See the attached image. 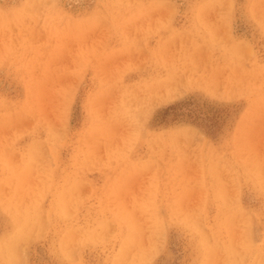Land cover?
<instances>
[{
  "label": "rangeland",
  "instance_id": "rangeland-1",
  "mask_svg": "<svg viewBox=\"0 0 264 264\" xmlns=\"http://www.w3.org/2000/svg\"><path fill=\"white\" fill-rule=\"evenodd\" d=\"M0 264H264V0H0Z\"/></svg>",
  "mask_w": 264,
  "mask_h": 264
},
{
  "label": "bare ground",
  "instance_id": "bare-ground-1",
  "mask_svg": "<svg viewBox=\"0 0 264 264\" xmlns=\"http://www.w3.org/2000/svg\"><path fill=\"white\" fill-rule=\"evenodd\" d=\"M174 42H175V40H174ZM198 63L199 62L195 61L193 64L196 65ZM198 71H201V72L199 73ZM196 76H199V77L205 76V77H209V80H210V78H213V79H215L217 81H220V76H219V74L217 72H215V70H214V72L213 71H208V70H205L204 68H199L197 66H192V69H187V68H184V67H180V68H174L170 72L166 73L165 76L161 80L158 79V81L156 82L154 88H159V89L162 88L165 91H170V90L173 91V90L176 89L175 87L179 83L182 82V80H184V82H182L181 84H183V83L186 84L187 82L195 79ZM165 98H166V94H165ZM90 130H92V129H90Z\"/></svg>",
  "mask_w": 264,
  "mask_h": 264
}]
</instances>
